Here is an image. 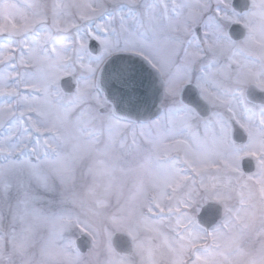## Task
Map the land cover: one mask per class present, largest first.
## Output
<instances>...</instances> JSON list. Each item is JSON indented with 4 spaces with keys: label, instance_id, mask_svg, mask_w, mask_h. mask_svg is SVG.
Segmentation results:
<instances>
[{
    "label": "snow or ice",
    "instance_id": "6c2138e0",
    "mask_svg": "<svg viewBox=\"0 0 264 264\" xmlns=\"http://www.w3.org/2000/svg\"><path fill=\"white\" fill-rule=\"evenodd\" d=\"M0 264H264V0H0Z\"/></svg>",
    "mask_w": 264,
    "mask_h": 264
}]
</instances>
